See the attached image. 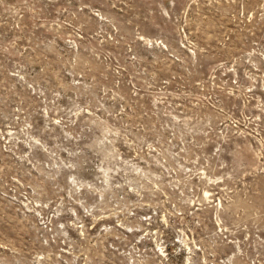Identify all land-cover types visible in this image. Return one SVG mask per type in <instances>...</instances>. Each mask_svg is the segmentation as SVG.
<instances>
[{
    "label": "rangeland",
    "instance_id": "374dc122",
    "mask_svg": "<svg viewBox=\"0 0 264 264\" xmlns=\"http://www.w3.org/2000/svg\"><path fill=\"white\" fill-rule=\"evenodd\" d=\"M0 264H264V0H0Z\"/></svg>",
    "mask_w": 264,
    "mask_h": 264
}]
</instances>
